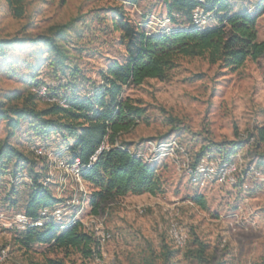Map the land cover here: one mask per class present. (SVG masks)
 Listing matches in <instances>:
<instances>
[{"label":"rangeland","instance_id":"obj_1","mask_svg":"<svg viewBox=\"0 0 264 264\" xmlns=\"http://www.w3.org/2000/svg\"><path fill=\"white\" fill-rule=\"evenodd\" d=\"M229 1L234 10L254 11L263 0ZM117 11L148 33L173 27L164 0H25L22 17L14 16L0 0V38L37 35L69 24L59 39L67 55L64 73L51 65L43 45L17 42L0 55V97L17 96L11 101L17 105L34 98L36 107L43 108L48 102L31 95L36 94L33 82L47 87L49 96L67 93V81L77 84L82 93L101 84L100 72L114 60L123 61L125 55L115 29ZM256 30L257 40L264 41V10ZM71 68H76V74H70ZM120 97L143 110L120 140L156 168L161 191L106 199L94 215L89 184H79L57 165L69 160L61 138L36 134L30 119L11 132L0 119V145L6 141L33 161V169L47 177L45 184L63 204L78 199L76 217L70 211L56 224L67 226L79 219L96 237L111 235L101 240L97 257L91 258L76 250L19 245L17 238L24 229L15 216L23 212L30 180L27 167L15 166L13 158L4 159L0 165V252L5 254L1 264H41L46 258H61L66 264H264V143L255 137L257 128L264 127V54L247 59L236 70L202 57H178L163 77L126 86ZM171 140L177 146L167 155L170 149L162 144ZM233 142L240 144L234 148ZM33 143L45 146L48 154L34 156L29 150ZM207 156L240 161L242 174H247L238 176L234 185L195 184L186 166ZM250 168L260 175L249 173ZM194 198H201L202 204ZM171 223L185 236L182 248L170 236ZM200 245L205 247L201 258Z\"/></svg>","mask_w":264,"mask_h":264},{"label":"trees","instance_id":"obj_2","mask_svg":"<svg viewBox=\"0 0 264 264\" xmlns=\"http://www.w3.org/2000/svg\"><path fill=\"white\" fill-rule=\"evenodd\" d=\"M5 2L14 16L24 15L25 0ZM164 3L173 27L159 33L139 29L122 11H117L119 18L115 29L125 47L123 61L110 62L100 72L102 83L88 92L82 93L77 84L67 81V93L51 94L63 100L65 106L47 103L43 108H37L32 102L34 98H26L17 105L11 102L17 96L0 97V119L11 132L20 126L21 121L30 119L36 134H56L61 138L68 162L78 160L81 178L91 187L88 201L94 215L99 213L106 199L127 194L155 195L161 191L156 168L120 140L143 113L142 108L120 97L124 87L140 85L146 78L163 77L178 57H202L210 64L236 70L247 59L255 60L264 54V41L256 38V21L264 10V0L254 11L247 8L234 10L229 0H164ZM196 9L198 19L205 20L204 23L195 22ZM208 20L213 22L207 23ZM68 26V23L53 26L48 32L37 35L0 38V55L17 42L41 44L50 53L51 65L64 73L67 55L59 39ZM70 71L71 75L77 72L76 68ZM41 85L38 82L31 84L33 88ZM31 95L35 97L37 94ZM255 137L264 143V127L257 128ZM239 144L232 143L234 148ZM92 156L95 158L91 161ZM12 158L15 166L20 163L27 167L30 180L23 207L25 215L36 218L40 210L61 203L62 200L56 198L45 184L47 177L33 169L34 162L5 141L0 145V165L4 159L9 161ZM194 199L202 204L201 198ZM17 243L26 248L38 244L54 250H76L84 258L93 257V253L99 250L94 237L84 232L77 220L63 228L54 221H47L42 226H27ZM204 248L199 246V258ZM41 264L66 263L61 258H46Z\"/></svg>","mask_w":264,"mask_h":264},{"label":"built area","instance_id":"obj_3","mask_svg":"<svg viewBox=\"0 0 264 264\" xmlns=\"http://www.w3.org/2000/svg\"><path fill=\"white\" fill-rule=\"evenodd\" d=\"M198 9L194 12V19L195 22L204 23L205 20H199L198 19ZM32 90L40 97L44 98L48 103H57L62 106H65V103L63 100L58 99L54 96H49L47 93V90L44 86H40L38 88H32ZM167 145L170 149L168 151L167 155L173 154L174 146H177L173 140L168 142ZM101 149V148H99ZM167 149V148H166ZM30 152L36 156L41 157L46 154H48V150L43 145L38 144H32L29 146ZM171 152V153H170ZM94 156L90 158V160H94ZM58 167L63 168L66 172L71 174L75 180L79 183H86L80 175V167L78 160H75L73 163H69L66 160H60L57 163ZM252 174H259L256 172L253 168H250ZM187 174L190 178V180L195 184H201V183H213L217 185H234L238 179V176L240 178L245 177V174H242L243 168L241 166L240 161H236L233 158H224L221 156H207L205 160L197 161L194 164H187L186 166ZM260 175V174H259ZM263 179H264V172H263ZM79 205V201L77 198H71L69 201L66 202V204H63V202L49 208H44L39 211V214L36 218L30 217L25 215L23 212L19 213L15 216V220L19 227L22 229H25L27 226H42L47 221H54V222H60L61 219L65 214L68 212L72 213L74 211V217L77 215V209L76 207ZM80 222L79 219H76ZM81 229L91 234L96 242L98 243L99 247L101 245V240L108 239L111 235L109 233H104L100 237L95 236L93 232L90 230H86L83 226L82 222ZM66 225H60L61 228L65 227ZM169 233L170 236L174 242V244L182 248L185 244V236L182 233V231L178 228V226L175 223H171L169 227ZM93 257H97L96 253H93ZM5 258V254L0 252V264L3 262Z\"/></svg>","mask_w":264,"mask_h":264}]
</instances>
